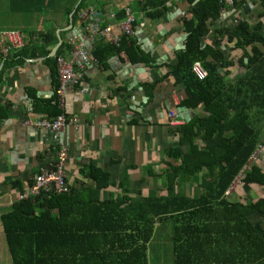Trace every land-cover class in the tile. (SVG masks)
Returning a JSON list of instances; mask_svg holds the SVG:
<instances>
[{"label": "trees", "instance_id": "obj_1", "mask_svg": "<svg viewBox=\"0 0 264 264\" xmlns=\"http://www.w3.org/2000/svg\"><path fill=\"white\" fill-rule=\"evenodd\" d=\"M168 1L143 0L142 7L156 18L168 10ZM195 1L187 0L191 16L181 19L187 33L185 49L177 52L173 66L161 67L165 73L158 81L172 79L174 87L182 86L183 106L191 114L173 128L177 143L163 150V169L151 174L158 195L92 198L93 191L113 184L108 172L87 167L85 176L92 187L69 184L66 194L16 200L0 219L11 264H148L154 224L166 221L172 224L174 264H264V192L238 201L225 195L256 146L264 147L260 129L249 124L255 115L264 125V33L259 19L264 13L257 12L251 23L241 19L216 29L207 44L208 25L220 16L221 8L237 9L244 0L228 7L218 0ZM257 4L264 11V0ZM81 7L82 1L76 12ZM222 37L225 46L231 45L225 55L218 46ZM61 50L46 60L53 76ZM122 52L133 65L153 63L130 37L118 47H95L91 57L104 64ZM196 62L207 72L202 81L191 72ZM235 70L240 75L230 85ZM158 82L142 86L149 98ZM240 185L243 191L264 188L261 162L243 172Z\"/></svg>", "mask_w": 264, "mask_h": 264}, {"label": "crops", "instance_id": "obj_2", "mask_svg": "<svg viewBox=\"0 0 264 264\" xmlns=\"http://www.w3.org/2000/svg\"><path fill=\"white\" fill-rule=\"evenodd\" d=\"M81 1L83 7L76 12ZM142 4L143 0H0V219L11 210L17 195L31 186L38 168L50 166L59 141L67 149L65 172L72 186L92 187L93 182L85 176L87 167L109 173V183L113 185L93 191L91 197L108 200L124 195L136 199L150 193L158 195V185L151 174L157 175L163 169V150L177 143L173 128L191 117L183 106V87H174L172 79L158 81L165 73L161 67L173 66L177 52L185 49L187 33L181 19L190 18L192 4L187 0L168 1V10L156 18L150 17V9L145 10ZM87 8L97 16L83 21L79 14ZM126 11L135 20L130 38L153 63L133 65L123 52L111 55L104 64L96 63L91 57L95 47H118L129 38H122L118 45L111 41ZM259 11L264 13L257 0H244L237 9L221 13L208 25L205 43L212 42L216 29L225 28L228 18L238 16L251 23ZM119 14L121 19L117 18ZM259 19L264 33V15ZM104 29H108V37L101 34ZM10 31L20 35L22 46L5 55V33ZM80 43L84 45L86 65L81 69L77 63H82L80 60L73 63L80 79L69 88L63 97V109L59 110L54 104L56 72L51 74L46 60L53 59L61 47L58 57L69 61L72 50ZM56 45L55 55L48 58ZM218 46L224 55L225 48L231 47L225 46V37ZM232 55L236 57L229 54ZM235 71L228 79L230 85L240 75L239 70ZM154 82L158 83L149 98L142 86ZM60 114L76 119V126L69 125L57 141L50 132L23 125L26 120H52ZM169 115L176 116L181 125L170 127ZM161 224H154L153 238L147 245L148 264H174L172 225L165 229L163 243L156 244L154 256L149 251Z\"/></svg>", "mask_w": 264, "mask_h": 264}, {"label": "built area", "instance_id": "obj_3", "mask_svg": "<svg viewBox=\"0 0 264 264\" xmlns=\"http://www.w3.org/2000/svg\"><path fill=\"white\" fill-rule=\"evenodd\" d=\"M218 1L228 7V6H232L234 2L239 3L242 0H218ZM224 11L225 8H221L222 14L224 13ZM79 15L83 21L86 20L90 21L95 16H97V13L92 8H87L86 10L81 11ZM241 19L242 18L238 16H235L233 19L228 18L226 20V26L234 25L238 23ZM134 24H135V20L133 16L129 13V11H126L124 19L118 22L117 24L118 34L114 36V38L111 39V41L115 42V44L118 45L122 38L131 37L134 33ZM139 26H143V24L140 23ZM87 29H89V27H86V30ZM107 31L108 29H104L101 31V34L105 35V37H108ZM5 35L7 37L8 45L5 48H3V54L8 55L10 54L11 50L21 48L22 46L21 37L17 32L10 31V32H6ZM70 56L71 58L69 61L60 57H58L55 60L57 87L54 92V95L56 97V102H54V104L56 105V108L59 110L63 109V97L66 96V94L69 91V88L77 84V82L80 79V76L73 70V63L80 60V62L82 63L79 62L77 63L81 69H83V66L86 65V54L83 43H80L78 47L73 49ZM191 72L200 81L207 78V72L204 70V68L199 62H196L192 65ZM181 123L182 122L178 120L176 116L173 115L168 116V124L170 127L181 125ZM23 125L50 132L53 135V139L57 141L62 131L65 130L69 125L76 126V119H66L65 116L60 114L55 116L52 120H35V121L26 120L23 123ZM58 144L59 147L55 152V156L53 158V161L50 163V166L38 168L37 173L34 175L32 179L31 186L28 189H26L24 192L17 195L16 197L17 201L25 200L27 198L36 197V196L38 197L40 195H49V194L57 195V194H66L69 192L70 186L67 181V175L65 172V166L67 161V149L65 146L61 144L60 141L58 142ZM261 148H262L261 145L256 146L252 154L249 156L246 165L243 168H241V170L238 172L234 180L238 179L240 182L243 172L246 171L256 161V158L258 157L259 154V150ZM234 180L232 181L230 187L226 190L225 195L229 194L230 190L232 189L231 186Z\"/></svg>", "mask_w": 264, "mask_h": 264}, {"label": "rangeland", "instance_id": "obj_4", "mask_svg": "<svg viewBox=\"0 0 264 264\" xmlns=\"http://www.w3.org/2000/svg\"><path fill=\"white\" fill-rule=\"evenodd\" d=\"M225 13H226V11H224L223 14L225 15ZM30 18H33V16L31 15ZM233 72L235 74L236 71H233ZM228 82H229V80H228ZM250 118H251L252 122L249 120L250 121L249 124L252 127L254 126L253 124H255V127L260 129L261 134H260L259 139H260V141L263 140L264 139V125H263V122H262V118L260 116H255V115H252V117H250ZM259 162H261L262 166L264 167V147L263 146L259 150L258 157L256 158V161L253 164L259 163ZM231 187H232V189L230 190V192L227 195V197L231 198L234 201L237 198H239V197H245V196L248 199H254V198H256L257 196L261 195L264 192V188H262V189H249L248 191H243L238 179L234 180V182H233ZM161 225H163V226L157 231V237L154 239V242L150 245L149 251L150 250L152 251V256H154V250L156 248V244L163 243V240H165V229H167L172 224H171L170 221H166V222H163ZM2 239L3 240H0V264H11L10 257L8 255V252H7V248H6V244H5L4 238H2ZM165 243H166V241H165ZM170 245H171V243H170Z\"/></svg>", "mask_w": 264, "mask_h": 264}, {"label": "water", "instance_id": "obj_5", "mask_svg": "<svg viewBox=\"0 0 264 264\" xmlns=\"http://www.w3.org/2000/svg\"><path fill=\"white\" fill-rule=\"evenodd\" d=\"M57 42L59 44V39L58 38H57ZM57 45L50 50L49 55H48V58H52L55 55V51L57 49ZM244 62H245V60H244Z\"/></svg>", "mask_w": 264, "mask_h": 264}]
</instances>
